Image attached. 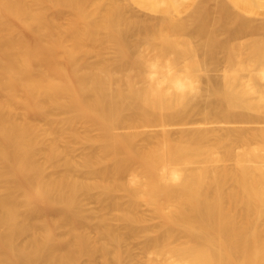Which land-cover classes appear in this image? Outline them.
<instances>
[{
	"label": "bare ground",
	"instance_id": "bare-ground-1",
	"mask_svg": "<svg viewBox=\"0 0 264 264\" xmlns=\"http://www.w3.org/2000/svg\"><path fill=\"white\" fill-rule=\"evenodd\" d=\"M0 264H264V0H0Z\"/></svg>",
	"mask_w": 264,
	"mask_h": 264
},
{
	"label": "rangeland",
	"instance_id": "rangeland-1",
	"mask_svg": "<svg viewBox=\"0 0 264 264\" xmlns=\"http://www.w3.org/2000/svg\"><path fill=\"white\" fill-rule=\"evenodd\" d=\"M65 14H66V11H64V12H63V17H66V15H65ZM41 122H42V121H41ZM79 151H80V149H79Z\"/></svg>",
	"mask_w": 264,
	"mask_h": 264
}]
</instances>
